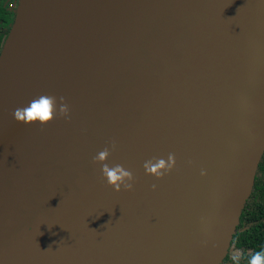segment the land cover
<instances>
[{
	"label": "water",
	"instance_id": "water-1",
	"mask_svg": "<svg viewBox=\"0 0 264 264\" xmlns=\"http://www.w3.org/2000/svg\"><path fill=\"white\" fill-rule=\"evenodd\" d=\"M44 93L70 122L17 123ZM112 140L133 191L92 163ZM169 153L170 174H145ZM263 153L264 0H19L0 53V264H220Z\"/></svg>",
	"mask_w": 264,
	"mask_h": 264
},
{
	"label": "clouds",
	"instance_id": "clouds-1",
	"mask_svg": "<svg viewBox=\"0 0 264 264\" xmlns=\"http://www.w3.org/2000/svg\"><path fill=\"white\" fill-rule=\"evenodd\" d=\"M12 115L17 123L24 125L39 124L42 128L57 118L69 122L71 120L70 106L66 98L51 93L41 94L30 100L27 105L18 106ZM109 144L110 147L105 146L92 158V163L101 165V180L106 181L107 186L115 192L119 193L121 190L133 191L136 182L133 171L121 164L110 165L107 163L117 147L115 140L109 141ZM176 163L175 154L169 153L166 159L152 157L145 161L143 168L146 175L154 176L157 180H160L172 172L176 167ZM188 163L191 164L192 162L189 161ZM201 175H206V172L202 170ZM151 187L155 190L157 185L153 184ZM230 259L232 264H242V261H246V264H264V249L246 253L243 249L233 245Z\"/></svg>",
	"mask_w": 264,
	"mask_h": 264
},
{
	"label": "flooded vegetation",
	"instance_id": "flooded-vegetation-1",
	"mask_svg": "<svg viewBox=\"0 0 264 264\" xmlns=\"http://www.w3.org/2000/svg\"><path fill=\"white\" fill-rule=\"evenodd\" d=\"M19 0H0V53L13 23ZM251 237L250 244L248 238ZM247 252L264 249V153L259 161L251 194L239 218L236 232L220 264H232V247ZM246 264V261H242Z\"/></svg>",
	"mask_w": 264,
	"mask_h": 264
},
{
	"label": "trees",
	"instance_id": "trees-1",
	"mask_svg": "<svg viewBox=\"0 0 264 264\" xmlns=\"http://www.w3.org/2000/svg\"><path fill=\"white\" fill-rule=\"evenodd\" d=\"M249 242L252 240L251 237L248 238ZM252 243V241L250 242V244Z\"/></svg>",
	"mask_w": 264,
	"mask_h": 264
}]
</instances>
